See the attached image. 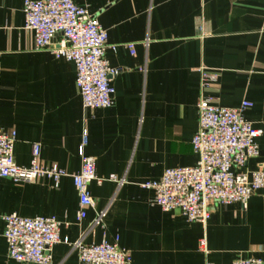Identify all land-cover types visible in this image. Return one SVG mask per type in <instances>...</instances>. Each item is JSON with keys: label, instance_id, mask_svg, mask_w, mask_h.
I'll use <instances>...</instances> for the list:
<instances>
[{"label": "crops", "instance_id": "obj_1", "mask_svg": "<svg viewBox=\"0 0 264 264\" xmlns=\"http://www.w3.org/2000/svg\"><path fill=\"white\" fill-rule=\"evenodd\" d=\"M74 2L106 31L108 47L116 46L105 51L109 66L119 70L111 78L113 105L84 109L74 64L55 58L50 48L33 49L23 29L24 0H0V127L15 132L18 166H29L38 144L41 163L69 175L80 170L77 150L86 130L84 152L104 181L89 185L94 208L78 221L69 176L57 188L47 178L20 184L0 178V264H19L7 258L3 238V217L11 214L54 218L60 238L71 244L118 236L131 264L264 262V189L245 208L213 204L201 224L188 223L178 211L163 212L151 203L153 192L141 187L166 169L196 164L191 139L198 125L201 67L218 74L204 93L217 105L252 104L244 118L262 135L256 139L258 157L243 172L264 166V0ZM126 44H134L133 55ZM110 175L124 183L109 181ZM105 208L104 227H91ZM51 264H79L77 251L59 243L51 249Z\"/></svg>", "mask_w": 264, "mask_h": 264}, {"label": "built area", "instance_id": "obj_2", "mask_svg": "<svg viewBox=\"0 0 264 264\" xmlns=\"http://www.w3.org/2000/svg\"><path fill=\"white\" fill-rule=\"evenodd\" d=\"M24 27L33 41V49H49L57 59L72 62L76 70L75 85L86 110L107 109L113 105L115 90L111 78L119 70L109 66L105 51L116 46L107 45V33L85 7L74 0H24ZM60 36L58 40H55ZM147 43V41H146ZM134 54V44L124 45ZM200 74V98L197 103V130L191 139L192 150L198 160L192 167L166 169L161 177L141 187L153 192L152 204L163 212L178 211L188 223L205 224L213 204L239 203L244 208L248 200L264 189V166L244 171L247 162L258 157L256 139L262 130L254 128L244 118L252 104L242 101L237 108L217 105L205 91L217 81L218 74L204 67ZM15 132L0 127V178L15 184L47 178L57 188L61 178L69 176L78 196V221L86 217V210L94 208L89 185L104 181L95 174V161L85 154L88 142L82 131L78 146L80 170L67 174L56 165L44 166L39 158V145L32 146L29 166L14 161ZM109 181L118 186L124 183L114 175ZM107 209L96 212L91 227H104ZM3 238L7 258L19 264H51V249L63 243L78 254L79 264H131L130 254L119 246L118 236L106 238L98 244L74 243L59 236V223L54 218H24L15 214L3 217ZM205 250V239L199 242ZM232 264H264L260 259H237Z\"/></svg>", "mask_w": 264, "mask_h": 264}]
</instances>
